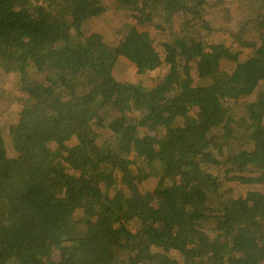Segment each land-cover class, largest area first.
Masks as SVG:
<instances>
[{
  "label": "trees",
  "instance_id": "obj_1",
  "mask_svg": "<svg viewBox=\"0 0 264 264\" xmlns=\"http://www.w3.org/2000/svg\"><path fill=\"white\" fill-rule=\"evenodd\" d=\"M90 5L0 0V264H264V0Z\"/></svg>",
  "mask_w": 264,
  "mask_h": 264
},
{
  "label": "rangeland",
  "instance_id": "obj_2",
  "mask_svg": "<svg viewBox=\"0 0 264 264\" xmlns=\"http://www.w3.org/2000/svg\"><path fill=\"white\" fill-rule=\"evenodd\" d=\"M89 1L90 0H68V2L72 3V9H73V12L76 14L77 18H81V16H85L86 14L90 13L91 10L95 9V5H92V6L90 5L89 11L87 10L89 8V7H87L89 5ZM6 41H7V39L0 38V50L5 48ZM127 47L130 49L129 50L130 52L134 53V56H135L136 52L141 54V55L143 53L142 52L143 49H141L140 46H137L133 42H131V43L128 42ZM127 59H128V61L132 60V58H127ZM15 72L17 73V71H15ZM127 75H128V77H131L134 79L133 74L129 73ZM9 98H10V96H6L5 93H3L1 90V92H0V113L2 115H0V120L3 119L4 121H6V120H12L13 119V115H11L9 112L10 106L12 107V104H10L8 102ZM0 142H1V144H0V151H1L0 158L11 156L10 154H12L13 148L9 144L11 141L9 140L8 135H6V134L2 135L0 133ZM57 166L60 168L59 165H57ZM60 169L66 170V168L65 169L60 168Z\"/></svg>",
  "mask_w": 264,
  "mask_h": 264
}]
</instances>
